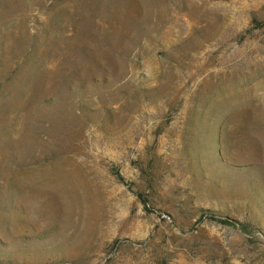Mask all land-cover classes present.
Masks as SVG:
<instances>
[{"label":"rangeland","instance_id":"374dc122","mask_svg":"<svg viewBox=\"0 0 264 264\" xmlns=\"http://www.w3.org/2000/svg\"><path fill=\"white\" fill-rule=\"evenodd\" d=\"M0 264H264V0H0Z\"/></svg>","mask_w":264,"mask_h":264}]
</instances>
